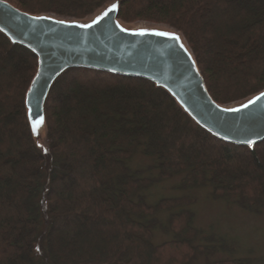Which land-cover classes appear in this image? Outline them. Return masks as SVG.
Wrapping results in <instances>:
<instances>
[{
  "label": "trees",
  "instance_id": "obj_1",
  "mask_svg": "<svg viewBox=\"0 0 264 264\" xmlns=\"http://www.w3.org/2000/svg\"><path fill=\"white\" fill-rule=\"evenodd\" d=\"M6 1L83 19L113 0ZM119 18L179 31L219 104L264 89V0H121ZM36 69L37 57L0 31V264H191L197 250L226 247L194 245L191 198L148 202L150 185L177 174L182 188L210 186L214 197L264 209V140L250 148L214 137L143 78L68 69L45 105L43 152L25 105ZM138 152L152 160L145 170L131 167ZM175 209L174 238L156 243V216Z\"/></svg>",
  "mask_w": 264,
  "mask_h": 264
},
{
  "label": "water",
  "instance_id": "obj_2",
  "mask_svg": "<svg viewBox=\"0 0 264 264\" xmlns=\"http://www.w3.org/2000/svg\"><path fill=\"white\" fill-rule=\"evenodd\" d=\"M113 4L118 5V10L99 19ZM120 4L121 0H113L91 18L71 19L31 14L0 0V31L37 57V69L25 97L35 140L46 131L45 105L52 87L71 68L149 80L164 89L197 125L214 137L250 148L264 140V97L249 105L264 89L239 102L217 103L184 36L171 27L128 26L119 18ZM141 31L145 34H136ZM156 32L174 34L179 39ZM230 109L240 110L227 111ZM41 116L43 124L36 134L33 121Z\"/></svg>",
  "mask_w": 264,
  "mask_h": 264
},
{
  "label": "rangeland",
  "instance_id": "obj_3",
  "mask_svg": "<svg viewBox=\"0 0 264 264\" xmlns=\"http://www.w3.org/2000/svg\"><path fill=\"white\" fill-rule=\"evenodd\" d=\"M128 26L169 29L163 24L142 21ZM36 142L43 152L47 151L46 131L37 136ZM130 164L134 169L145 170L152 164V160L138 152L132 157ZM153 173L157 172L153 170ZM182 177V174H177L155 182L148 187L146 195L150 204L164 198L181 196L191 198L193 203L189 207L194 212L195 226L199 231V239L194 241V245L203 243L202 245L210 246L221 242L226 246L208 253L197 250L191 264H210L225 258H253L257 264H264V209L260 213H255L242 208L234 196L214 197L210 186L182 188ZM178 210L165 211L156 216L157 222L160 223L155 230L156 243L174 238V233L166 229L172 212Z\"/></svg>",
  "mask_w": 264,
  "mask_h": 264
},
{
  "label": "snow or ice",
  "instance_id": "obj_4",
  "mask_svg": "<svg viewBox=\"0 0 264 264\" xmlns=\"http://www.w3.org/2000/svg\"><path fill=\"white\" fill-rule=\"evenodd\" d=\"M115 10H118V5L117 4H113L111 8L108 9V11H106L104 13V16L100 17L99 19H103L104 17L108 16V14L112 11H115ZM99 22V21H97ZM136 34H139V35H144L145 32L141 31L139 33H136ZM156 35H161V36H170L172 39H175V40H178L179 37L178 36H175L174 34H170V33H164V32H156L154 33ZM181 47H183V45H181ZM262 97H264V92H262L259 96H257L254 100L252 101H249V105L251 104H255L257 101H259ZM249 105H245L244 107H248ZM240 109H230V110H227V111H239ZM43 124V117L41 116L39 118L38 121H33V132L38 134V128L40 125ZM249 143H254V141H249ZM46 151V149H45Z\"/></svg>",
  "mask_w": 264,
  "mask_h": 264
}]
</instances>
